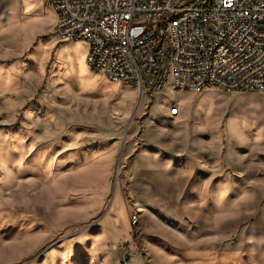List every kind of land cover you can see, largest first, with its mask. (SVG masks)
Returning a JSON list of instances; mask_svg holds the SVG:
<instances>
[{
    "label": "rangeland",
    "instance_id": "1",
    "mask_svg": "<svg viewBox=\"0 0 264 264\" xmlns=\"http://www.w3.org/2000/svg\"><path fill=\"white\" fill-rule=\"evenodd\" d=\"M26 1L40 11L0 0V264L54 251L56 264H123L124 250L128 264H264V94L169 83L142 96L94 72L87 42L59 41L45 0ZM73 49L93 80L70 69ZM222 121L240 130H211ZM135 155L187 174L137 182Z\"/></svg>",
    "mask_w": 264,
    "mask_h": 264
},
{
    "label": "built area",
    "instance_id": "2",
    "mask_svg": "<svg viewBox=\"0 0 264 264\" xmlns=\"http://www.w3.org/2000/svg\"><path fill=\"white\" fill-rule=\"evenodd\" d=\"M59 41L88 43L87 63L140 92L207 88L264 94V0H45ZM179 111L172 110L173 115ZM139 217L130 219L136 230ZM131 251L121 262L128 264Z\"/></svg>",
    "mask_w": 264,
    "mask_h": 264
},
{
    "label": "bare ground",
    "instance_id": "3",
    "mask_svg": "<svg viewBox=\"0 0 264 264\" xmlns=\"http://www.w3.org/2000/svg\"><path fill=\"white\" fill-rule=\"evenodd\" d=\"M37 1V0H36ZM36 3V2H35ZM24 4H25V7H26V9L27 10H31V9H33V7H34V5H33V3H30V1H26V0H24ZM36 4H38V1H37V3ZM39 6H41V5H39ZM35 8V7H34ZM40 9L41 8H39V9H33V10H35L36 12H38V11H40ZM35 14V13H34ZM38 15V14H37ZM34 16V15H33ZM66 43V42H65ZM63 44V43H62ZM77 44V43H76ZM71 46V45H70ZM72 47V46H71ZM80 49V48H79ZM79 49H78V51H79ZM75 50H76V48H75ZM75 50L73 49V50H71L70 52H66L65 50H63V51H61V54L62 55H65L66 56V58H67V60H68V65H69V67H70V69H73L75 66L76 67H78V69H79V72H80V74H81V79L82 80H84V81H91V80H93L92 79V77H93V73L92 72H90V69L87 67V65H86V63H85V55L83 56V54H82V56L80 55H77V53L75 52ZM77 51V50H76ZM81 51V50H80ZM81 52H79V54H80ZM59 64V63H58ZM103 80V79H102ZM85 84H88V83H85ZM92 84V83H91ZM83 85V84H82ZM81 85V86H82ZM94 85H96V84H94ZM101 86H102V88L103 89H105V90H109L110 92H112L113 91V89L112 88H114V87H110L109 86V84H108V82L107 81H105V80H103L102 81V83L100 84ZM112 85V84H111ZM90 86V85H89ZM172 86V85H171ZM83 87V86H82ZM118 88H119V86H117ZM94 88V87H93ZM101 89V88H100ZM122 91V90H121ZM108 92V91H107ZM106 93V92H105ZM126 94V93H125ZM238 97V96H237ZM245 97V96H244ZM196 98V97H195ZM233 98H235L236 99V97L234 96ZM252 98H253V96H252ZM231 99V98H230ZM254 99V98H253ZM252 99V100H253ZM144 100V99H143ZM231 100H233V99H231ZM242 100V99H241ZM234 101V100H233ZM240 101V100H239ZM232 102V101H231ZM237 102V101H236ZM179 103H180V101H179ZM203 102L201 101V102H199V103H197V107H200L201 106V104H202ZM256 103V102H255ZM257 104V103H256ZM154 105V104H153ZM160 105V104H159ZM162 105V104H161ZM228 105V104H227ZM254 105V104H253ZM259 105V104H258ZM141 107V106H140ZM197 107H195L194 108V110H196V108ZM249 107H251V106H249ZM254 108H255V106H254ZM155 109H156V107H155ZM255 109H257V108H255ZM152 110V109H151ZM172 110L173 109H171L170 110V112H171V115L173 114L172 113ZM210 110V109H209ZM154 111V110H153ZM158 111V110H157ZM161 111V110H160ZM158 113H161V112H158ZM156 114V113H155ZM176 114H179V111L176 113ZM161 115H163V114H161ZM215 115V114H214ZM160 117V116H159ZM159 117H156V118H159ZM181 117V116H180ZM180 117H179V119H180ZM167 118V117H166ZM184 119V118H183ZM150 120H152V119H150ZM159 120V119H158ZM159 122V121H158ZM176 122V121H175ZM174 124V123H173ZM172 124V125H173ZM153 125V124H152ZM175 125V124H174ZM154 126V125H153ZM163 127V126H162ZM166 128V127H165ZM213 128L214 129H216V130H218V131H216V133H227V132H229V133H232V134H236L240 129L237 127V124L236 123H234V122H230V123H228V125H224L223 124V121L222 122H220V123H218V124H215V125H213V127H212V129L211 130H213ZM242 131V130H241ZM185 134V133H184ZM145 142V141H144ZM190 147V146H189ZM139 158V157H138ZM138 161V160H137ZM135 162V161H134ZM108 168H109V166H108ZM5 177V176H4ZM98 254H100V253H98ZM106 257V256H105ZM104 257V258H105ZM58 258H59V252H56V251H54L53 253H52V255H51V259H52V264H56V262H58ZM61 262H62V260H61Z\"/></svg>",
    "mask_w": 264,
    "mask_h": 264
},
{
    "label": "crops",
    "instance_id": "4",
    "mask_svg": "<svg viewBox=\"0 0 264 264\" xmlns=\"http://www.w3.org/2000/svg\"><path fill=\"white\" fill-rule=\"evenodd\" d=\"M144 160H145V163L143 162ZM132 161H135V162H133L129 173L131 175L134 174V176H136V175L139 176V179L136 180L137 182H143V180H146V182H147L148 180H150L152 182V183H150V185H152V184L156 185L155 178H161V179H165V181H167L169 183L174 184V183H176L177 180L181 179L185 174H187L185 172L180 173V172H176L174 170L166 169L165 167L169 166V164L168 163L164 164L162 162H159V160H158V158H156V156H154L152 158L148 156V158H147V156L142 157V156L135 155V157L132 159ZM137 171H140V172L137 173ZM192 176H193V178H192L193 183L192 184L194 185L196 174L193 172ZM146 184H149V183H146ZM62 258H63V255L60 251L58 262H56V263H59L62 260Z\"/></svg>",
    "mask_w": 264,
    "mask_h": 264
}]
</instances>
